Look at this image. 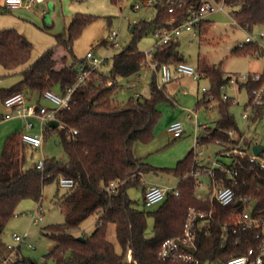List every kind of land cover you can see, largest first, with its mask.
<instances>
[{"label":"trees","instance_id":"16d2710c","mask_svg":"<svg viewBox=\"0 0 264 264\" xmlns=\"http://www.w3.org/2000/svg\"><path fill=\"white\" fill-rule=\"evenodd\" d=\"M227 2L239 26L252 29L254 25H264V0ZM93 19L83 13L76 14L65 31L56 35V44L28 65L26 63L33 51L32 42L14 29L0 28V64L9 70L24 65L22 78L12 86L2 88V97L5 99L13 93L23 92L29 99L34 95L40 98L46 90L56 85L60 86L62 93L72 87L76 83L78 67L82 64L87 66V62L83 59L70 64L68 60L70 56L76 58L74 42ZM157 22V19L143 20L134 25L133 39L113 56L110 72L104 75L100 69L93 70L92 79L75 89L71 107L59 112V119L66 124V129L47 127L45 137L47 131H58L62 136L67 160L45 158L43 169L37 168L36 164L28 166L27 145L22 140V132H15L6 139L0 154V264L10 254L8 245L1 242L2 233L15 215L18 204L24 199L42 200L44 187L53 181L58 182L60 176L73 178L75 185L67 189L61 202L64 222L43 228V232L55 241L54 249L44 256L46 264L48 258L52 259L53 264H225L231 256L246 252L254 244L251 233H231L227 240L224 239L221 222L237 210V206L214 204L215 220L198 230V250L195 254L198 262L160 258L163 242L183 232L191 208L209 210L212 207L209 199L196 197L195 179L186 175L199 165L194 149L173 169L180 178L177 185L179 194L169 192L158 203V208L151 212L138 209L128 194V187L139 183L144 173L150 170V166L134 154V145L138 141L152 139L154 126L161 116L158 103L168 97L165 86L159 87L155 79L151 82V95L144 99L135 96L128 104L119 105L114 95L119 86V77L137 75L146 65V55L137 42L152 33ZM246 45L235 47V50L247 54L260 51L258 44L251 47ZM57 47L64 48L65 53L56 54ZM153 59L160 64L185 61L180 54L179 39L155 51ZM97 73L103 76L104 83L99 84L93 79ZM202 73L210 79L212 86L208 96L199 103L208 106L212 99L216 100L220 111L217 126L204 129L202 144L215 142L220 147L228 146L236 141L231 138L230 130L238 137L243 132L230 112L231 100L230 104L221 101V87L228 81L225 77L227 73L223 74L219 68L213 69L207 65ZM259 84L258 81H250L240 85L249 91V101L252 99L251 90ZM255 113L258 118L263 115L264 102L256 106ZM2 118L3 115H0ZM73 130L77 133H73ZM246 143L251 144L252 140H246ZM240 166V175L234 185L236 197L248 196L255 201L253 211L264 215V170L253 166L247 159H241ZM217 174L220 182L231 184L222 172L218 171ZM117 179L121 184L114 191H108L106 186ZM95 213L99 214L95 229L84 236V240L79 239L73 231ZM149 214L154 217L151 236L147 235ZM111 224L115 225L122 252H117L108 238ZM129 251L132 261L128 260ZM12 264L37 263L22 255V259Z\"/></svg>","mask_w":264,"mask_h":264},{"label":"rangeland","instance_id":"374dc122","mask_svg":"<svg viewBox=\"0 0 264 264\" xmlns=\"http://www.w3.org/2000/svg\"><path fill=\"white\" fill-rule=\"evenodd\" d=\"M0 0V28L14 29L25 35L33 44V51L30 60L26 65L33 63L47 49L56 44V35L65 31L72 17L78 13L92 16L94 19L89 23L82 34L75 40L73 45V56L69 57V63L86 58L88 52L92 51L99 59H104L100 66V71L107 75L113 66V56L121 52L133 39L132 26L139 24L143 20L151 21L154 17L152 9L134 10L132 4L135 0H57V9L54 0H45L38 8L33 9L34 16L24 17L17 14L16 9H6L1 6ZM56 9V10H55ZM232 8L226 7L225 12H215L210 19L215 24L208 27V30L200 34L198 29L184 31L179 37V50L182 58L202 72L205 65L210 68H219L223 74H236L250 72L253 66L257 65V60L264 67V37H257L255 42L248 43L246 47L258 44L263 55L256 58L251 54L240 53L235 50L239 42H244L249 35H256L264 31V25H254L252 29H244L239 26L232 15ZM56 13V14H55ZM112 30L119 31V46H111L103 43L108 39ZM196 33V34H195ZM159 36L149 33L137 42L140 50L145 51L154 48ZM65 53L64 48L57 47L56 54ZM107 58V59H106ZM175 64V63H174ZM173 65V64H172ZM20 66L15 70L6 69L0 64V115L11 112L1 95L2 88H8L21 78ZM225 72H224V71ZM155 79L158 84H163L161 71L154 69L150 64H146L139 74L130 77L118 78V89L114 95V100L119 105L128 104L137 95L144 99L151 95V82ZM169 99L161 100L158 107L161 116L154 126L153 137L147 142L138 141L134 145V154L141 158L144 163L150 166V170L144 173L139 183L128 187V194L135 201L138 209L144 211H154L157 205L146 206L144 203V188L153 184L161 186L176 187L180 178L175 175L173 169L178 162L183 159L191 149L195 152L203 150L198 156L199 164H207L216 159L221 147L215 142H207L197 145L196 136L202 135L203 130L196 133L195 118H190L191 110L198 113V119L212 128L217 126L220 118L218 102L211 100L213 107L210 109L199 100L208 96L211 90V81L207 77L194 78L191 75H179L166 83ZM163 86V85H162ZM206 90V91H205ZM56 94H61V88L56 85L52 89ZM223 93H226L237 103H231L229 109L235 116L241 131L245 132L246 140H253L264 147V113L261 117L252 120L250 127L247 126L243 113L249 102L250 94L246 87L239 85H228ZM211 96V94H210ZM221 98V97H220ZM230 104V101H224ZM40 104L55 108L49 99L42 96ZM35 127L32 132H40L39 121L33 120ZM174 121L184 123L185 132L181 137L174 138L168 127ZM24 122L23 118L12 120H0V154L8 136L20 129L16 123ZM24 129V127H23ZM27 165L33 166L39 160L56 157L67 160V155L63 148L62 136L58 131H47L44 144L41 148L26 146ZM220 156V160L230 164L232 158ZM203 180L208 178L203 176ZM67 188H63L57 181L48 183L44 187L43 198L40 201L33 199L22 200L15 215L10 218L2 233L1 242L4 245L12 244L19 247V243L13 239V234L30 233L29 242L36 246L35 249L29 247L28 243L21 244V254L31 259L37 264H46L44 256L48 255L55 247V241L43 232V228L49 225L64 222V214L61 202L65 198ZM255 201H252V206ZM43 215V219L38 224H32V215L37 212ZM99 214L95 213L84 220L80 228L73 232L78 237L91 234L95 229ZM154 217L148 215L147 235L153 234ZM108 238L115 245L117 252H122V247L117 240L115 225L111 224L108 230ZM129 260V259H128ZM47 264H53L48 258Z\"/></svg>","mask_w":264,"mask_h":264},{"label":"built area","instance_id":"2783aa9c","mask_svg":"<svg viewBox=\"0 0 264 264\" xmlns=\"http://www.w3.org/2000/svg\"><path fill=\"white\" fill-rule=\"evenodd\" d=\"M45 0H4L3 6L6 9H15L18 7L31 8L35 5L43 3ZM134 10L152 9L154 11V20H158L156 26L153 28L152 33L159 36V40L155 43L154 48L145 50L146 64H150L154 69L161 71V79L163 84L159 87L173 80L179 75H191L194 78L201 77V71L195 68L187 61H179L175 64H160L157 60L153 59V54L159 48L179 39L184 31H191L198 29L200 34L210 23L211 14L215 12H225L226 7L232 8L227 0H135L132 4ZM237 23V22H236ZM196 34V33H195ZM257 37H264V31L256 35H249L244 42H239L237 47H244L247 43L255 42ZM119 31L112 30L109 33L107 44L111 46H119ZM107 59V58H106ZM87 66L80 65L78 67V76L76 83L67 89L65 93L56 94L52 89L46 90L43 93L49 99L55 108H48L40 104L39 101H31L28 96L23 92H16L7 96L4 100L5 105L12 109L3 115L2 119L8 120L15 117L24 118L25 125L22 131L23 142L34 148H41L45 140V131L50 126V122L56 120L59 122L60 129H66V124L59 119V112L62 109L70 108L73 103V92L78 87L88 83L92 79L93 70H99L100 66L104 63V59H99L92 51L88 52L85 58ZM228 81L221 87L222 99L224 101L231 100L233 103L237 101L232 99L226 93H223L225 87L228 85H241L250 81L260 82L259 86L251 90L252 99L247 103L243 118L246 120L247 126L250 127L252 120L258 119L256 116V106L264 102V73L259 71L226 74ZM95 79L99 84L104 83V78L101 74L97 73ZM206 91V90H205ZM139 96V95H137ZM211 98V97H210ZM210 109L213 107L210 102L207 106ZM190 118H195L196 133L206 128V124L198 119V113L191 110ZM34 119L39 120L40 132H32L35 127ZM168 132L174 137H181L185 132L184 123L180 121L172 122L168 127ZM73 133H77L73 130ZM231 138L236 140L228 146H222L218 152L221 156H229L232 162L227 164L220 160L218 155L216 159L207 164H199L196 168L192 169L186 175L192 176L195 179V195L198 199H209L212 207L209 210H201L191 208L186 222L184 224L183 232L180 235L166 239L161 247L159 256L160 258H182L187 261L198 260L195 254L198 250V230L209 226L215 220V206H230L235 204L237 210L228 216L226 220L221 222L222 236L228 239L231 233H251L254 244L249 246L246 252L231 256L225 264H264V215L255 213L252 200L248 196L240 199L236 197V190L234 185L237 183L240 175V160L247 159L253 166H257L264 170V151L259 155L253 151L254 145H259L252 140L251 144L246 143L245 134L236 136L233 130L229 131ZM197 145H201V135L196 136ZM203 150L195 152L197 158ZM45 159L39 160L36 167L43 169ZM220 171L224 174L226 180L231 184L226 185L220 182L217 172ZM203 176L208 178L207 181L203 180ZM58 183L63 188H72L75 185L73 178L60 176ZM121 181L119 179L112 180L106 186L110 192L114 191ZM169 192L179 194V189L176 187L161 186L158 184H151L146 187L144 192V202L146 206H153L162 202ZM240 201V204L237 202ZM40 207L37 212L32 215V224H38L43 215L39 214ZM30 233L20 235L13 234V239L19 245L29 242ZM29 247L35 249L36 246L28 243ZM10 254L3 259L2 264H12L22 259V254L19 253L18 247L9 244ZM185 247H193L196 252L191 253ZM129 261H132L131 251L128 253Z\"/></svg>","mask_w":264,"mask_h":264},{"label":"crops","instance_id":"0c3cea01","mask_svg":"<svg viewBox=\"0 0 264 264\" xmlns=\"http://www.w3.org/2000/svg\"><path fill=\"white\" fill-rule=\"evenodd\" d=\"M56 1L57 0H54V2H55V7H56V9H57V3H56ZM3 2H4V0L1 2V6L3 7V8H5L4 6H3ZM45 2V1H44ZM42 4V3H41ZM41 4H38V5H35V6H33V7H31V8H24V7H18V8H15L16 9V12H17V14H19V15H21V16H24L25 18L26 17H31V16H34L35 17V14H33V9L34 8H38V6L39 5H41ZM55 9V10H56ZM56 14V13H55ZM73 18H74V16L72 17V20H73ZM71 20V21H72ZM236 21V20H235ZM213 24H215V22H214V20H212L211 19V23L206 27V28H204V30L202 31V34L204 33V32H206L207 30H208V27L209 26H211V25H213ZM68 26V25H67ZM66 26V27H67ZM66 27H65V29H66ZM243 28V27H242ZM245 29V28H244ZM103 43H105V44H107V39H105L104 40V42ZM259 48H260V46H259ZM252 56H254V57H256V58H258V57H260V56H262L263 55V51H259L258 53H255V54H251ZM186 61V60H185ZM224 71V70H223ZM254 71H259V72H262V73H264V67L262 68V66H261V62L259 61V60H257V65L256 66H253V68L251 69V71L250 72H254ZM225 72V71H224ZM201 76H203V77H205L204 75H203V73L201 72ZM176 77H178V76H176ZM175 77V78H176ZM159 85V84H158ZM164 86H165V90H166V94H167V97H168V99H169V94H168V91H167V85L166 84H164ZM241 88V87H240ZM43 96V95H42ZM41 96V97H42ZM41 97L40 98H37V95H34V96H32L29 100H31V101H39L40 102V99H41ZM161 111V110H160ZM15 118H19V117H15ZM12 119H14V118H12ZM12 119H8V120H12ZM24 119V118H23ZM1 120V119H0ZM35 120V119H34ZM36 120H38V119H36ZM25 119H24V122H20L19 124L18 123H16L17 125H20V129L18 130V131H16V132H22L23 131V127H24V125H25ZM39 121V120H38ZM40 123V122H39ZM206 127H211L210 125H208V124H206ZM204 131V130H203ZM243 132V131H242ZM13 133H15V132H13ZM13 133H11V134H13ZM10 134V135H11ZM243 134H245V132H243ZM5 144V143H4ZM261 146V145H260ZM144 176V175H143ZM153 184V183H152Z\"/></svg>","mask_w":264,"mask_h":264},{"label":"water","instance_id":"95a60500","mask_svg":"<svg viewBox=\"0 0 264 264\" xmlns=\"http://www.w3.org/2000/svg\"><path fill=\"white\" fill-rule=\"evenodd\" d=\"M134 31V26L131 28V32ZM50 126L52 127H58L59 122L56 120L51 121ZM253 151L255 154L259 155L260 153H262L264 151V147L260 146V145H254L253 146ZM237 204H240V201L237 202ZM79 239L84 240V237H79ZM188 251H190L191 253H195L196 250L193 247H185Z\"/></svg>","mask_w":264,"mask_h":264}]
</instances>
